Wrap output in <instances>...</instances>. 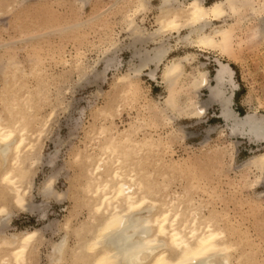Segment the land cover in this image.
<instances>
[{"label": "bare ground", "instance_id": "6f19581e", "mask_svg": "<svg viewBox=\"0 0 264 264\" xmlns=\"http://www.w3.org/2000/svg\"><path fill=\"white\" fill-rule=\"evenodd\" d=\"M149 1L133 0L122 18L133 43L155 41L157 44L150 51L140 53L139 63L131 66L130 71L127 69L115 76L114 84L123 87L118 97L120 100L99 109L104 121L91 128L88 137L91 143L86 145L89 148L82 149L83 155L81 152L76 154L75 158L82 163L77 199L81 195L79 205L83 202L87 212L81 215L79 210L74 209L70 211L71 217H65L60 225L64 231L60 240L51 241L48 245L50 249L45 254L48 264L253 262L251 249L242 245L243 235L240 240L232 236L236 229L225 226L224 218L217 210L206 207L207 212H204L202 201L194 198L195 183L191 181L194 178L190 183H181L180 190L170 188V180L173 182L176 172L185 167L177 166L180 162L165 161L159 154L165 142L170 144L181 138L179 129L172 126L165 137L143 133L139 138L135 135L142 127V120L135 118L127 127L117 130L113 119L119 114V104L125 101V95L130 98L138 96L137 78L141 71L148 68L146 73L153 78L156 67L152 69L148 65L163 62L160 77L167 95L162 105L151 100L152 103H148L152 120L156 118L166 124L179 117L190 120L201 118L208 104L198 100V91L205 88L207 101L220 106L218 116L226 125L221 134L226 131L228 135L240 136L250 142H264V114L257 109L238 114L231 107L236 84L234 71L227 61L215 58L217 65L212 77L197 66L194 71L186 72L184 62H191L195 53L168 58L171 44L164 43L168 33H177L178 42L185 41L197 50L208 49L220 56L232 58L233 54L235 57L232 51L247 40L264 39V0H212L210 3L204 0H160L156 27L146 32L138 26L135 14L143 12ZM109 31L107 38L111 42L114 36L111 38L112 32ZM113 45L112 48L116 46L117 49V45ZM10 57L6 70L10 72L12 83L7 82L0 88V264H35L38 245L44 237L40 229L8 233L4 229L14 210L33 212L37 209L36 204L28 201L33 167L41 159L43 136L53 118L54 109L44 116L36 114L37 103L41 101L38 104L41 110L42 100L47 99L49 90L46 87L47 78L38 62L31 70L41 80L39 78L35 89H30L20 79L25 72L11 61L13 56ZM104 61L107 68L113 58L108 57ZM73 65L83 76L89 68L78 57ZM227 143L218 147L219 152H216L232 159L235 142L230 140ZM243 164L250 170L248 172L255 171L253 178L250 174L245 178L246 184L251 187L264 176V150H258ZM55 177L52 174L44 179L38 191L44 198L54 196L62 199L65 196L53 189ZM41 216L45 215L42 213ZM70 233L74 236L72 245L68 244ZM244 240L250 247L246 233Z\"/></svg>", "mask_w": 264, "mask_h": 264}, {"label": "rangeland", "instance_id": "374dc122", "mask_svg": "<svg viewBox=\"0 0 264 264\" xmlns=\"http://www.w3.org/2000/svg\"><path fill=\"white\" fill-rule=\"evenodd\" d=\"M159 1L150 0L143 12L135 14L138 26L146 32L156 27ZM204 1L210 3L212 0ZM132 4L133 0H0V88L7 82L12 83L10 72L6 70L10 56H13L11 61L25 72V78L20 79L30 89L38 85L40 77L31 70L38 62L49 80L46 79L49 90L47 99L42 100L41 110L38 105L41 101L37 103L36 114L44 116L54 109L53 118L43 136L41 159L33 167L31 197L28 201L36 204L37 209L33 212L14 210L4 229L7 233L40 229L44 237L38 245L35 264H48L45 256L50 249L48 245L51 241L60 240L64 233L60 225L65 217H71L74 209L79 210L81 215L87 212L82 206L83 202L79 205L81 195L77 199L82 163L75 157L86 147L89 148L86 145L91 143L88 138L91 128L104 121L99 109L120 100L118 97L123 87L114 84L115 76L138 64L140 53L150 51L157 44L155 41L132 42L122 18L125 9ZM108 31L112 32L114 41L117 39V42L111 41L112 45L116 43L117 49L109 45ZM167 37L164 43L171 44L168 58L195 53L191 62H184L186 72L194 71L197 66L212 77L217 65L215 58L227 61L234 71L236 84L232 109L238 114L254 109L264 114V39H250L241 44L242 47L237 45L239 48L232 51L235 57L232 54V58H228L216 51L197 50L185 41L178 42L177 33H168ZM76 57L89 67L84 76L73 65ZM108 57H112L113 61L105 68L104 60ZM148 67H156L154 79L146 73L148 68L141 71L137 78L140 95L135 98L125 95V101L119 104L120 112L113 119L115 129L127 127L135 118L142 120V127L135 135L139 138L143 133L165 137L172 126L179 129L177 131L181 138H176L170 144L164 140L163 151L159 154L163 160L180 162L181 165L177 166L185 167L176 172L173 182L170 180V188L180 190L181 183H190L194 178L191 180L195 183L193 196L197 201H202L204 212H207V208L217 210L223 216L225 226L236 229L232 236L239 239L243 235L242 245L251 249L250 256L253 257L250 264H264V176L255 185L248 186L246 175L250 174L253 178L255 171L248 172L250 170L243 164L258 150H264V142H250L240 136L228 135L226 131L224 135L221 134V129L226 125L218 116L220 106L207 101L205 88L198 91V100L208 104L201 118L190 120L179 117L173 123L166 124L156 118L152 120L148 103H152L151 100L162 105L167 91L160 77L163 62L157 65L151 63ZM143 118L146 122H143ZM230 140L235 142L232 159L217 154L218 147L227 145ZM52 174L56 176L53 189L65 195L62 199L54 196L44 198L38 193L44 179ZM42 213L45 216H41ZM80 214L79 218L82 219ZM245 233L250 239V247L244 240ZM73 240L74 236L70 233L68 244L72 245Z\"/></svg>", "mask_w": 264, "mask_h": 264}]
</instances>
